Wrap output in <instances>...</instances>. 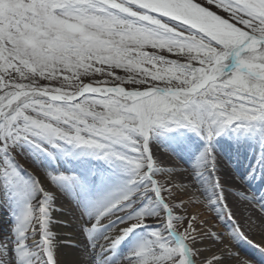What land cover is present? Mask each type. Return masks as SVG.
<instances>
[{
  "label": "snow or ice",
  "instance_id": "1",
  "mask_svg": "<svg viewBox=\"0 0 264 264\" xmlns=\"http://www.w3.org/2000/svg\"><path fill=\"white\" fill-rule=\"evenodd\" d=\"M57 192L83 264L264 260L228 205L264 217V0H0V264H59Z\"/></svg>",
  "mask_w": 264,
  "mask_h": 264
},
{
  "label": "bare ground",
  "instance_id": "2",
  "mask_svg": "<svg viewBox=\"0 0 264 264\" xmlns=\"http://www.w3.org/2000/svg\"><path fill=\"white\" fill-rule=\"evenodd\" d=\"M223 155L224 154L222 153V155L219 157V163L222 169L221 176L225 186L230 191L238 190L251 195V190L243 185L233 174V166L230 164L235 166V162L228 161V157ZM161 159L170 164L176 163L175 158L168 155H162ZM31 168L32 169H30V171H37V174L42 175V173H40L38 170H35L33 167ZM177 179H182V177H177ZM56 195V206L62 209L61 212L53 214L56 223L53 224L52 230L58 236L57 259L59 264H83L84 258L82 254V248L71 247L72 244H82L83 242L82 237H80L76 228L77 214L74 213L72 205L64 195L59 192H57ZM228 205L232 209L235 219L239 222L242 231L248 237V239L252 241L251 245H248L247 242H245V246L251 249L253 252H258V249L255 248L254 245L264 246V224H262L264 217L261 216L259 210L254 204L249 205L242 203L231 195L228 196ZM194 211H200L202 213V218L206 220V228H211L213 231L221 234L225 233V229L220 226L218 220H216L214 217V214L209 213L202 206L199 208H189V212ZM66 224L68 226H65ZM198 246L210 247L217 253L225 251V246H227L233 252L239 254V259L233 257L230 260H226L225 264H240V261L242 260H248L249 264H264V260H261L258 255L250 256L247 253L241 251L239 247H237L232 241L228 239L226 234L224 235L223 244H214L211 241H205L202 245ZM204 255H209V253L206 252Z\"/></svg>",
  "mask_w": 264,
  "mask_h": 264
},
{
  "label": "rangeland",
  "instance_id": "3",
  "mask_svg": "<svg viewBox=\"0 0 264 264\" xmlns=\"http://www.w3.org/2000/svg\"><path fill=\"white\" fill-rule=\"evenodd\" d=\"M19 160L22 164H24L25 168L28 171H30V169H32L31 164L29 162L25 161L23 157H19ZM230 165L233 166V164H230ZM7 222H10L9 217L7 215V212L5 209L0 208V236H2L3 233L7 231L8 227H9Z\"/></svg>",
  "mask_w": 264,
  "mask_h": 264
}]
</instances>
